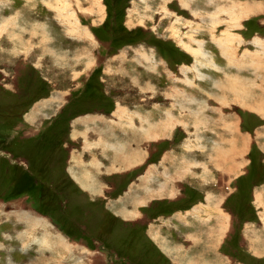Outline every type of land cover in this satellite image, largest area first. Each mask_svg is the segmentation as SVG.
Segmentation results:
<instances>
[{"label":"rangeland","instance_id":"rangeland-1","mask_svg":"<svg viewBox=\"0 0 264 264\" xmlns=\"http://www.w3.org/2000/svg\"><path fill=\"white\" fill-rule=\"evenodd\" d=\"M98 3L0 0V264H264V0Z\"/></svg>","mask_w":264,"mask_h":264},{"label":"crops","instance_id":"crops-1","mask_svg":"<svg viewBox=\"0 0 264 264\" xmlns=\"http://www.w3.org/2000/svg\"><path fill=\"white\" fill-rule=\"evenodd\" d=\"M152 85L154 86V84L152 83ZM83 114H85V113H83ZM82 115V114H81ZM77 116H79V115H77ZM76 116V117H77ZM80 117H86V120L87 119H90V118H94V119H96V118H98L99 116L98 115H85V116H80ZM104 118H105V116H104ZM73 120H75V117L73 118ZM104 120L105 119H103L102 120V123L104 122ZM96 122H97V124H100V121H98V120H96ZM78 127H80V126H78ZM165 127V126H164ZM84 130V129H83ZM83 130H82V133H83ZM70 135V139L71 140H75V138L76 137H81L83 140H84V137H83V135L81 134V135H76V134H74V136H72V134L73 133H75V130H70L69 132H68ZM41 134V133H40ZM94 137L96 138V133L94 132ZM95 138H94V140H95ZM233 143H234V141H233ZM215 149H218V148H215ZM249 149H250V146H249ZM91 150L92 151H94V152H97L98 153V155H100L99 156V158L101 159V160H103V161H105V159H104V155H106L107 154V152L106 151H98L95 147H92V148H90V149H87L86 150V153H89V154H92L91 153ZM83 151H85V150H82V152L80 153V154H76V156L74 157V158H71L72 160H73V162L72 163H75V164H73V165H70V166H68L67 167V173H68V175L72 178V176H74V175H76V173L73 171V170H70V172H68V169L71 167V166H75L76 168H79V169H77V170H80L81 171V173L83 174L86 170H85V165H88L89 163H85V160H84V158H83V156H84V154H83ZM260 151V150H259ZM37 153V152H36ZM85 153V154H86ZM68 154V153H67ZM216 154L218 155V154H221L222 155V157L223 158H225V156H223V155H225L224 153L222 154V151H217L216 152ZM248 155H249V150H248ZM260 155H261V153H260ZM128 158V160H129V162L131 163L134 159H135V157H137L138 155H136V154H133L132 155V153H130V152H128L127 153V155H126ZM71 156H69V158H70ZM47 158H46V156H45V154L44 153H41V152H38L37 154H36V156H35V158H33L32 159V161L31 162H28V164H27V166H28V169H29V174L30 175H32V178H34L35 180H36V178H40V179H43L44 178V176H45V174H47V173H45V172H48V170L46 169V162H47V160H46ZM93 159H95V158H92V159H90L91 161H97V162H100L99 160L100 159H98L97 157H96V159L95 160H93ZM260 159H261V156H260ZM91 161H90V163H91ZM263 161H264V156H263ZM77 163H79V164H77ZM130 163H128V164H130ZM64 167V165L62 164V167H59V165H57L56 166V168H57V175H56V177H58V176H60V175H62V174H64L63 172L65 171V168H63ZM88 167V166H87ZM87 167H86V169H87ZM101 168H103V169H100L99 171H101V170H104L105 169V167H101ZM234 168V167H233ZM264 168V167H263ZM60 169H62L61 171H60ZM25 170H26V168H25ZM51 170H53L54 171V169H51ZM45 171V172H44ZM79 171V172H80ZM83 171V172H82ZM49 173V172H48ZM89 174H91V175H93V176H95L96 177V171L95 170H89ZM72 175V176H71ZM110 175H112V174H110ZM100 176V175H99ZM98 176V177H99ZM63 177V176H62ZM69 177V179H71ZM80 177H81V174H80ZM98 177L96 178L97 180H96V183H99V184H103V182H101L100 180L98 181ZM74 180V179H73ZM98 181V182H97ZM57 182V181H56ZM55 182V183H56ZM74 182H75V180H74ZM79 183V182H78ZM77 183V184H78ZM88 184V183H87ZM98 184V185H99ZM73 185V184H72ZM94 185H95V182H94ZM97 185V184H96ZM98 185H97V187H98ZM264 188V184L260 187V188ZM83 191V190H82ZM85 193H87L86 191H84ZM61 194L63 193V194H67V191L66 190H64V191H62V192H60ZM88 194V196L90 197V195H92V194H90V193H87ZM98 193H96V194H93L92 196H95V195H97ZM264 194V193H263ZM69 195V194H68ZM210 197V196H209ZM133 201H134V199H133ZM261 207V206H260ZM263 211V210H262ZM70 213H71V211H70ZM73 213V212H72ZM71 213V214H72ZM178 213V212H177ZM193 216V215H192ZM189 225H187V227H188ZM196 231V230H195ZM156 240V239H155ZM257 241H254V242H252V244H255L254 246H259L260 244L262 245V243H261V239H256Z\"/></svg>","mask_w":264,"mask_h":264},{"label":"bare ground","instance_id":"bare-ground-1","mask_svg":"<svg viewBox=\"0 0 264 264\" xmlns=\"http://www.w3.org/2000/svg\"><path fill=\"white\" fill-rule=\"evenodd\" d=\"M95 3H96V4L98 5V7L102 10V7H101L100 4L98 3V0H95ZM173 36H174V39H175V40H178L179 44H182V45H183V42H182V40H181V38H180V36H179L178 34H174ZM189 38H190V37H189ZM223 43H224V45H225V44H228V40L225 41V42H223ZM224 45H223V46H224ZM198 46H201V44H199ZM188 48H189V47H188ZM196 51H197V50H196ZM194 52H195V51H194ZM224 52H225V51H224ZM197 53H198V52H197ZM199 53H200V52H199ZM195 55H196V54H195ZM198 56H199V55H198ZM199 75H200V74H199ZM200 77H201V76H200ZM192 81H193V80H192ZM229 82H230V81H229ZM232 84H235V85L237 86L238 83L236 84V83L233 82ZM239 84H240V83H239ZM232 93H233V91H232ZM200 117H201V116H200ZM228 130H229V129H228ZM39 225H40V224H38V223H37V224H33L34 227H35V226H39ZM41 225H42V224H41ZM41 225H40V226H41ZM24 247H26V246H24Z\"/></svg>","mask_w":264,"mask_h":264},{"label":"trees","instance_id":"trees-1","mask_svg":"<svg viewBox=\"0 0 264 264\" xmlns=\"http://www.w3.org/2000/svg\"><path fill=\"white\" fill-rule=\"evenodd\" d=\"M113 31V30H112ZM16 115H18V114H15L14 116L15 117H17L18 118V116H16ZM12 119H16V118H14V117H11ZM260 159V158H259ZM43 196V195H42ZM43 198L45 199L46 197L45 196H43Z\"/></svg>","mask_w":264,"mask_h":264},{"label":"water","instance_id":"water-1","mask_svg":"<svg viewBox=\"0 0 264 264\" xmlns=\"http://www.w3.org/2000/svg\"><path fill=\"white\" fill-rule=\"evenodd\" d=\"M24 169H25V167H24Z\"/></svg>","mask_w":264,"mask_h":264}]
</instances>
